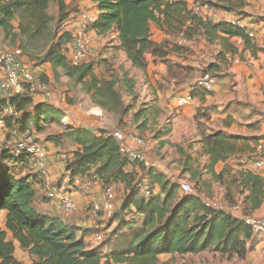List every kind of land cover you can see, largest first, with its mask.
Segmentation results:
<instances>
[{"label":"trees","instance_id":"1","mask_svg":"<svg viewBox=\"0 0 264 264\" xmlns=\"http://www.w3.org/2000/svg\"><path fill=\"white\" fill-rule=\"evenodd\" d=\"M66 1L0 0V30L4 34V42H9L13 49H20L23 56L35 61V66L50 63L57 80L63 74L75 81L76 87L80 85L83 91L91 94L95 106L114 113L119 117L120 125H124V118L134 108L132 101L135 100V83L127 74L120 77L116 71L118 67L116 69L114 64L104 63L103 60L100 61L102 69L98 73L95 71V62L78 66L71 64L66 50L72 38L69 32L63 30V26L79 11L72 14L76 10L75 4H67ZM89 1L98 12L89 30L103 37L114 33L118 45L113 46V49L124 52L132 67L139 70L147 68L148 53L162 56L166 54L162 50L170 43L166 41L159 45L152 41V23L173 38L171 45L179 53L183 49L176 44L180 35L190 40L203 35L209 43H221L222 50L216 55L214 63L207 67V71L216 77V72L229 62L227 55L235 56L238 52L230 41L232 38L244 40L245 48L254 53L264 51L253 44L245 31L236 29L227 22L215 23L213 19L194 11L196 6L208 5L216 11L236 12L244 17L242 10L246 6L245 0L196 1L192 9L185 0ZM54 2L59 10L58 19L49 13ZM14 21L19 23L17 29L13 25ZM54 21L58 28L56 31L53 28ZM182 69L179 65L170 64V73L173 76H179ZM41 79L48 84L45 75H41ZM198 94L204 97L211 93L200 91L195 96ZM33 100L28 96L9 99L8 104L18 110L20 116L6 121L8 132L14 129L20 132L26 129L41 131L45 124L61 123L65 118V112L50 103L34 106ZM8 104L6 98L0 101V111ZM33 106L34 111H30ZM158 114L157 109L149 113L138 111L132 124L136 132H127L136 134L146 142L143 134L150 124L147 115ZM142 116L145 120L141 121ZM232 123L227 122L225 126L230 127ZM112 133L78 127L65 129L60 135L79 146L73 156L66 159V171L71 177L89 178L94 175L104 187L114 186L117 192V186L122 185L125 190L130 191L122 208L123 215L119 218L115 215L118 219L117 227L110 235L105 234L99 247L93 249L87 245L83 236L89 232L85 230L87 223L80 227L66 225L63 219L37 209V190L31 180L32 175L21 177L12 171L16 165L27 169L34 168L33 163L25 158L14 157L8 148L4 147L0 151V213L7 212L6 230L0 228V264H21L15 257V242L29 254L33 264H160L159 257L162 255H198L207 251L245 257L248 243L255 237L249 224L235 217L230 211L208 206L207 199L199 192L182 193L179 183H172L155 168L147 169L142 164H137L141 175L135 171H127L129 162L120 153ZM159 133L163 137L171 134V123L165 125ZM202 133L198 143L201 144L203 154L208 157L203 170L212 176L214 183L232 173L233 183L241 190L239 194L244 196V199L239 200L242 204L237 200L234 206L240 209L242 207L244 216L248 217L264 203V177L248 169L233 173V169L229 167L217 174L215 168L218 163L226 162L232 157L245 158V162L248 156L243 153L249 152L251 154L248 155H252L255 149H252L248 139L228 135L223 130ZM8 140H11L10 134ZM47 140L58 139L54 135L48 136ZM257 145L258 142L255 143ZM178 149L181 155H186L185 150L181 147ZM179 162L183 164V174L190 173V178L197 185L203 183L210 188V184L201 179L199 169L194 167L196 162L191 155L185 161L180 159ZM142 175L154 187H160L159 194L155 193L149 199L142 194L137 187ZM35 178L37 179L36 176ZM39 183H42L41 180ZM227 196L228 199H234L236 195L227 190ZM132 206L140 216L133 224L125 219L126 214L129 216L133 212ZM126 228L128 231L125 233ZM9 234L12 239L8 237ZM104 247L106 252L101 249Z\"/></svg>","mask_w":264,"mask_h":264},{"label":"crops","instance_id":"2","mask_svg":"<svg viewBox=\"0 0 264 264\" xmlns=\"http://www.w3.org/2000/svg\"><path fill=\"white\" fill-rule=\"evenodd\" d=\"M185 1L189 4V8L192 9L196 1L203 0ZM66 2L67 4H75L76 12L88 9L95 14L96 18L98 16L95 6L89 0H67ZM245 2L246 6L242 11L244 12V17L252 24L251 31L255 33L253 44L259 49H264V0H245ZM221 12L227 20L235 19L239 16L236 12ZM213 21L215 23L219 22L218 20ZM13 25L17 29L19 25L18 21H14ZM0 34L3 36L1 31ZM150 34L155 44L161 45L166 41H170V43L162 50L163 53H166L162 56L156 55L153 52L148 53L146 55L147 68L145 70H139L132 67L124 52L113 49V46L118 45L116 41L117 36L114 33L103 37L98 36L94 31L91 32L93 51L97 59L95 61V63H97L95 65V71L98 73L102 69V62L100 61L103 60L105 61L104 63L108 62L114 64V68L116 69L118 67L116 71L120 74V77H124V74H127L135 83L136 88L133 96L135 100L132 101L134 108L132 112L124 118V125H120L119 117L114 113H108L95 106L92 102L91 94L83 91L80 85L76 87V106L74 104H67L65 100L67 97L65 95L70 97V93L66 85H64V82H67L69 78L63 76L61 73L62 76L58 79L60 83H57L58 80L56 79L53 68L48 62L41 66L34 65L32 67L38 74L46 76L48 84L51 85V83H54L57 88L59 87V91L66 90V92L59 96H55L54 100H46L40 95L35 96L33 100L35 103L34 106L44 102L50 103L55 108L65 112L64 119L74 122L75 125L73 128L86 127L96 131L103 130L111 132L117 129H123L126 132L134 131L132 124L134 122V116L138 111L149 113L152 112L153 109H157L159 111L158 115H147L150 124L148 130L144 132V134H149L151 132L160 134L159 132L163 131L165 125L171 123V134L166 137L160 134V136L156 138H162L163 140L166 139L172 142L175 141V146L181 148L184 147V140H188V142H198L202 138L203 133L201 129H205V127H202L203 123L207 124L218 120L221 124V128L227 131V128H231L235 124L242 122L240 119L237 121V117L235 116L237 115L235 114L237 110L239 114L241 111L246 112V109L260 106L264 107V51H257L254 53L250 49L245 48L244 40L241 38H232L230 41L236 46L238 52L232 60L228 59L229 62H226V64L221 67L220 71L216 72L217 84L213 92L204 97L198 94L194 96V100L189 104L179 106L178 99L190 93V86L199 77V73L194 69L195 60L198 58V55L200 53L205 54L209 58H214L215 61L216 55L222 50V45L218 41L209 43L205 36L198 35L196 39L192 40V44L189 48H183L179 53L173 50L174 46L173 44L171 45L173 38L168 36L155 23L151 24ZM2 40L3 38L0 37V52L7 51V49H4L2 46ZM25 59L26 57L23 55L19 57L22 63L25 62ZM170 64L183 67L179 76L171 75ZM0 75L3 76L2 71ZM4 99L5 96L0 92V101ZM84 105L87 107H84ZM34 106L30 108V111H34ZM142 117L141 121L145 120L144 116ZM227 122L233 123L230 127H226L225 125ZM246 124L252 123L246 122ZM198 125H201L200 130L198 129ZM48 126V124H45L43 130L36 132L39 141L43 143L48 152L47 160L50 167L49 176L47 178L41 177L35 167L27 169L16 165L12 168V171L21 177L32 175L31 180L34 181V186L37 190L36 207L42 213L53 216L55 211L60 212V208L55 202L45 201V199L49 198H47V195H44L43 189L45 191L48 189L57 192H68L75 198L80 211L84 213V215L86 213V215L90 217L89 222H84L88 225L85 230L89 231L83 234L84 240L91 249L97 248L99 247V243L94 239L95 233L102 232L106 235L112 233L117 227V218L123 215L122 208L126 199L129 197L130 191L125 190V187L122 185L117 186L115 203V215H117V218L108 219L103 213L94 215L90 211L84 212L85 208L87 209L90 204L89 200H95L93 202L103 201L102 187H94L88 190L87 192L89 195L86 198L78 195V192L74 190L75 188L68 185V173L65 164L66 159L71 158L73 152L77 151L79 146L68 138H64L60 141L47 140L48 136H53L47 130L45 132ZM259 126L260 132L257 133L258 135L254 134V137L264 136V122L255 125L254 128L253 125H248V127L254 131H257ZM61 127L63 131H65L62 123ZM245 128H247V126ZM63 131L57 134L63 133ZM134 132H136V130ZM8 135V130L0 129V151L3 149V146L6 145L5 148L8 146ZM127 144L135 147L131 141H128ZM144 150L146 159L155 165V169L165 176H169L171 172L169 169L161 166V164H158L150 158L148 155V145ZM237 158L232 157L226 162L218 163L215 168L216 173L220 174L225 167L232 168L233 173L242 169L247 170L248 164L244 163V165H242L245 158ZM172 163L175 162L173 161ZM126 170L135 171L137 174L141 175V170L138 165L129 164ZM40 180L42 182L41 184L39 183ZM54 185H56V187ZM201 195L205 198L203 194ZM234 199H238V203L242 204L239 199H244V196L238 194ZM231 209H229L228 205H225L224 210L231 212ZM131 211H135L134 206L131 207ZM263 212L264 203L259 209L252 212L251 215H260ZM6 217L7 212L2 211L0 213V228L2 230H6ZM248 217L252 216L249 215ZM125 219L128 222V215L125 216ZM63 221L68 225L65 220ZM80 226V224L75 225V227ZM127 231L128 229L126 228L125 233ZM8 237L12 239L11 234H9ZM15 246L16 259L21 264H33L29 254L20 247L18 242H15ZM101 249L106 252V247Z\"/></svg>","mask_w":264,"mask_h":264},{"label":"built area","instance_id":"3","mask_svg":"<svg viewBox=\"0 0 264 264\" xmlns=\"http://www.w3.org/2000/svg\"><path fill=\"white\" fill-rule=\"evenodd\" d=\"M194 11L203 17L218 20L219 22H227L232 27L245 31L252 39V42L255 39V33L251 31L252 24L246 17L238 16L235 19L227 20L221 11H216L208 5L196 6ZM95 18L94 13L88 10H81L71 16L63 26L64 31L69 32L72 38V42L67 47V50H69L70 54L68 58L74 66L87 63L89 58L93 56L94 48L89 26ZM176 40V44L183 48H189L192 44V40L186 38L184 35H180ZM21 55L22 51L20 49L0 52V72H3V76L0 75V92L7 99V104L10 98L17 96H28L34 99L35 96L40 95L46 100H51L54 97L51 88L41 79V74H38L31 66L19 60ZM227 58L232 60L234 56L228 54ZM211 63H214V58H209L202 53L198 55V58L195 60L194 69L199 73V77L190 86V93L178 99L179 106L189 104L194 100L195 94L200 91L213 92L217 84V77L207 71V67ZM19 116L18 110L11 105L4 106L3 110L0 111V129L8 130L6 121L8 119H16ZM62 125L65 129L73 128L69 127L66 119L62 120ZM9 134L11 140H8L6 148L11 150V154L16 158H25L31 161L38 174L43 178H47L50 173L47 160L48 152L43 143L39 141L37 133L31 129H26L23 132L14 129L12 131L9 130ZM112 136L119 145L120 153L127 159L129 164H142L147 169L155 168V165L148 161L144 155L143 151L146 147V142L143 139L123 129L114 130ZM128 141L133 142L135 147L129 146L127 144ZM259 148L262 149L263 147L259 146ZM244 163L249 164L247 160ZM249 167H252L253 170L249 169ZM248 169L262 176L264 174V155L253 158ZM67 183L69 186L79 190H89L90 187H102L103 201L90 203L88 209L94 215L103 213L106 218L114 219L116 214V191L114 186L104 187L94 175L89 178L81 176L73 178L68 174ZM179 186L181 192L184 194L195 193V189L190 182H180ZM137 187L147 199L155 194V187L144 175L140 177ZM47 196L57 206L59 205L58 207L64 213H72L77 210V203L68 192L48 190ZM207 205L214 207L209 203ZM232 210L239 212L240 207L234 206ZM139 219L140 216L135 211L128 216V222L132 224L136 223ZM241 219L253 228L255 236L264 237V217L254 219L244 216ZM104 235L102 232L95 233L94 239L98 243H101L104 240Z\"/></svg>","mask_w":264,"mask_h":264},{"label":"rangeland","instance_id":"4","mask_svg":"<svg viewBox=\"0 0 264 264\" xmlns=\"http://www.w3.org/2000/svg\"><path fill=\"white\" fill-rule=\"evenodd\" d=\"M86 10H88V9H86ZM49 13L52 15L53 18L58 19L59 10H58V6L55 2L52 3L50 10H49ZM74 13H76V10L72 14H74ZM53 28L56 31V28H57L56 21H54V23H53ZM63 30H64V28H63ZM2 34H3V32H2ZM3 36H4V34H3ZM3 36L0 34V37L3 38ZM1 42H2V46L4 47V49H7V51L13 50V47H11L9 45V42H4V38ZM66 54L69 57V55H70L69 50H66ZM92 54H93V56H91L89 58L88 62L94 63L97 59H96V55H94L95 53H92ZM25 57H26V59H25V62L23 61L24 63L31 65V67L36 65L35 61L34 62L30 61L27 56H25ZM60 78H61V76H60ZM57 83H60V80H58ZM48 85L51 88L53 95H54V97L51 100H54L55 96H59V95L63 94L64 92H66V90L59 91V87L57 88L56 84H54V83H51V85L50 84H48ZM64 85H66V87L68 88V91H69L70 97H71V98L70 97L68 98V95H65L67 97V98H65L66 103L69 105H73V104L75 105L76 104V82L69 79L67 82H64ZM128 99L130 100V98H128ZM70 100H72V101L70 102ZM126 101H127V99H126ZM84 107H87V106L84 105ZM238 112H239L238 110H237V112H235V114H237L235 116L237 117V121H238V119H240V121H242V122H240L239 124L238 123L235 124L231 128H227L226 129L227 131H224L221 128V124L218 120H215L212 123H207V124L203 123L202 127H205L204 130L201 129V126L198 125V129L199 130L201 129V131L204 132L205 134H209V133H211V131H218L220 129V130H223L228 135H233V136L235 135V136L242 137L244 139H248L252 149H255L254 153L252 155H248V154H251L249 152L243 153L246 156H248L247 162L250 164V162L253 158L264 155V136L254 137V134L258 135L257 133L260 132V126L262 124L257 128V131H254L248 127V125H253V128H254L255 125L260 124L261 122H264V107L260 106V107H256V108L246 109V112L241 111L239 114H238ZM73 118H75V117H73ZM66 121H67V124L69 125V127H73L75 125L74 122H71L69 120H66ZM246 122L252 123V124H246ZM61 123L60 122L49 123L48 124L49 126L45 129V132L47 130L53 136L56 135V137L59 141L66 138V137L60 136L62 133L57 134L58 132L63 131V129L61 127ZM246 126H247V128H245ZM30 127L35 128V129H39L33 125H30ZM136 129H137V127H136ZM63 133H64V131H63ZM143 135L145 136L146 143L148 145V149H149L148 155L150 156V158L152 160H154L158 164H161V166H163V167H165L171 171L169 176H167V177H170L169 179L172 183L178 184L180 182H190L195 189V193L199 192V193L203 194L205 196V198H207V202L214 207L224 209L225 205H228L229 209H231L232 207H234V205H236V203H237L236 201L238 199H228L229 197L227 196V190L233 191L235 193V195H238L239 192L241 191L239 188H237V185L235 183H233L232 173L230 175H226L224 177V179L217 181V183H214L212 180L213 179L212 176L206 174V172L203 170L204 166L207 165L208 157L203 154L201 144L198 143L201 139L198 142H193V141L188 142V140H184V142H183L184 147L182 149L186 151V155H181L180 150L178 149V147L175 146V141L172 142L170 140H166V139L163 140L162 138H156L158 134H155V132H153V133L151 132L149 134H143ZM256 142H258L257 146H255ZM5 146H3V147L1 146V147L4 148ZM259 146H262L263 148L260 149ZM143 152L145 155V150ZM189 155H191L193 158V161L196 162V163H194V167L198 168L199 173L202 174L201 179H204L205 181H207L210 184V188L206 187V185L204 186L203 183L197 185L196 181H193L190 178V176H191L190 173L189 174H183L182 173L183 164H180L179 160L181 159L182 161H185V158ZM173 161L175 163H172ZM249 164H248V166H249ZM249 169H252V167H249ZM262 176L264 177V174H262ZM54 186L56 187V185H54ZM92 188L93 187H90V189H92ZM74 190H76L78 192V195H80L82 197L87 198L89 195L87 192L88 190H83V189L82 190L81 189L80 190L74 189ZM47 191H48V189H47ZM47 191H45L43 189L44 195H47ZM160 191H161L160 187L156 186L155 187V193L159 194ZM74 200L77 203L75 198H74ZM233 200H235V203H233ZM45 201L50 202L51 200L46 199ZM89 201H90V203H92L95 200H92V201L89 200ZM86 211L89 212V209L85 208L84 212H86ZM231 211H232V213H234L233 215L237 218L241 219L242 217H244V209L242 207L239 210V212H235L232 209H231ZM53 216L59 217V218L65 220L66 223L70 226H75L78 224L83 226V224H85L84 222H89V219H90V217L88 215H86V213L84 215V213H82L80 211L78 204H77V210H75L72 213H64L60 209V212L55 211L53 213ZM126 216H127V214H126ZM250 216H252L254 219H261L264 217V212L261 213L260 215H255V216L250 215ZM159 263L160 264H264V237L263 236L262 237L255 236L254 239H252L248 243V253L245 255V257L232 256L229 254H223V253L215 252V251H207V252H204V253H201L198 255H185V256L162 255L159 257Z\"/></svg>","mask_w":264,"mask_h":264}]
</instances>
